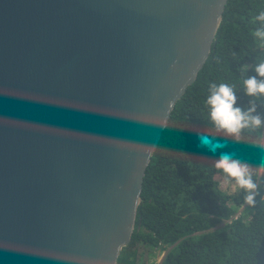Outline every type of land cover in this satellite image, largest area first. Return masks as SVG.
Segmentation results:
<instances>
[{"label": "water", "instance_id": "water-1", "mask_svg": "<svg viewBox=\"0 0 264 264\" xmlns=\"http://www.w3.org/2000/svg\"><path fill=\"white\" fill-rule=\"evenodd\" d=\"M225 2L0 0V264L116 263Z\"/></svg>", "mask_w": 264, "mask_h": 264}, {"label": "trees", "instance_id": "trees-1", "mask_svg": "<svg viewBox=\"0 0 264 264\" xmlns=\"http://www.w3.org/2000/svg\"><path fill=\"white\" fill-rule=\"evenodd\" d=\"M261 10L264 0H226L209 52L175 101L145 167L133 229L115 264H264V143L254 142L260 133L245 130L240 142L217 134L226 147L215 153L197 138L214 131L204 104L210 83L235 84L238 105L248 107L250 98L239 89L246 70L264 58V43L253 36ZM257 111L264 114V101ZM222 152L256 169L260 194L255 207L244 204L247 218L234 215L244 191L226 193L215 180L224 177L212 167ZM153 249L163 252L159 262ZM143 250L149 259L140 256Z\"/></svg>", "mask_w": 264, "mask_h": 264}, {"label": "clouds", "instance_id": "clouds-1", "mask_svg": "<svg viewBox=\"0 0 264 264\" xmlns=\"http://www.w3.org/2000/svg\"><path fill=\"white\" fill-rule=\"evenodd\" d=\"M255 20L259 22V26L255 28L253 36L264 43V10L259 11ZM175 67V62L169 65L170 70H175ZM248 71L254 74L248 75ZM243 76L239 92L250 98L246 109L238 105V90L235 84L212 82L208 87L204 104L214 131L197 133V138L198 146L206 148L211 153L226 147V142H219L216 139V135L220 133L235 142H240L245 130H249L250 133L258 132L260 136L254 142L257 145L264 143V114L257 111V101H264V58L258 59ZM167 106L170 109L173 101L169 100ZM212 167L224 174L225 183L228 180L234 181L245 193L244 203L255 207L256 197L260 192L255 179L256 169L250 163L235 157L234 154L222 152Z\"/></svg>", "mask_w": 264, "mask_h": 264}, {"label": "rangeland", "instance_id": "rangeland-1", "mask_svg": "<svg viewBox=\"0 0 264 264\" xmlns=\"http://www.w3.org/2000/svg\"><path fill=\"white\" fill-rule=\"evenodd\" d=\"M263 161H264V157H261V160H260V168L263 164ZM215 180L217 181V184H218V187L220 189H222L223 191H225L226 193H229V194H232V195H235L238 193V187L235 185V182H231V181H227V183H225V178L224 177H220V176H216L215 177ZM245 203H240L239 204V207L238 209L236 210L235 212V216H241L243 218H247L248 214L245 213V210H243V206H244ZM153 251L155 252V254L153 255V260H155V262H159L162 255H163V252H159L157 253V250H154ZM140 256L145 258L147 256V259L148 258V255L147 253L145 252V250H143L142 252H140Z\"/></svg>", "mask_w": 264, "mask_h": 264}]
</instances>
